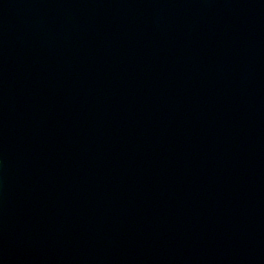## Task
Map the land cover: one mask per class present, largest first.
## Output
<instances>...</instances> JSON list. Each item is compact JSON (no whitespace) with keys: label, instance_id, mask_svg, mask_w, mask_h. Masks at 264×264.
<instances>
[{"label":"water","instance_id":"95a60500","mask_svg":"<svg viewBox=\"0 0 264 264\" xmlns=\"http://www.w3.org/2000/svg\"><path fill=\"white\" fill-rule=\"evenodd\" d=\"M0 264H264V0H0Z\"/></svg>","mask_w":264,"mask_h":264}]
</instances>
